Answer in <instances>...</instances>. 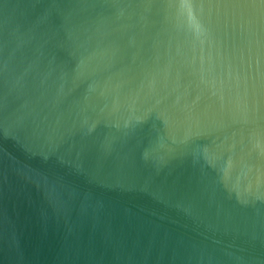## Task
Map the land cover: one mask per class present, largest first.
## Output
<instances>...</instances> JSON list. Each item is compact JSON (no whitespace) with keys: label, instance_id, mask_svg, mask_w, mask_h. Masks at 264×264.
<instances>
[{"label":"water","instance_id":"water-1","mask_svg":"<svg viewBox=\"0 0 264 264\" xmlns=\"http://www.w3.org/2000/svg\"><path fill=\"white\" fill-rule=\"evenodd\" d=\"M0 264H264V0H0Z\"/></svg>","mask_w":264,"mask_h":264}]
</instances>
